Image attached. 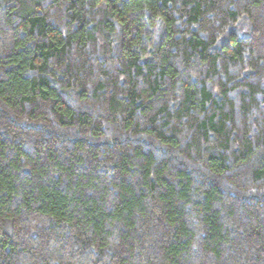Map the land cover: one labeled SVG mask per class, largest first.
Masks as SVG:
<instances>
[{
  "label": "trees",
  "instance_id": "trees-1",
  "mask_svg": "<svg viewBox=\"0 0 264 264\" xmlns=\"http://www.w3.org/2000/svg\"><path fill=\"white\" fill-rule=\"evenodd\" d=\"M0 264H264V0H0Z\"/></svg>",
  "mask_w": 264,
  "mask_h": 264
}]
</instances>
